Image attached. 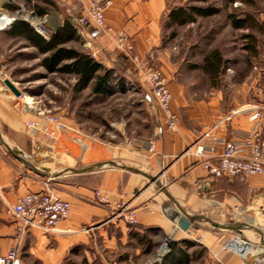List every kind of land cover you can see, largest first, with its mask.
Instances as JSON below:
<instances>
[{
	"label": "crops",
	"instance_id": "1",
	"mask_svg": "<svg viewBox=\"0 0 264 264\" xmlns=\"http://www.w3.org/2000/svg\"><path fill=\"white\" fill-rule=\"evenodd\" d=\"M52 2L58 4L61 15L54 8L47 13L52 15L58 28L68 21L77 31H82L84 47L90 48L105 68L123 70L128 66L129 75L136 81L140 73L132 56L145 64L160 59L161 21L167 12V0H112L104 12L105 26L123 31L132 42L131 56L123 55L105 32L78 26L76 21L83 15L82 2L48 0V10L52 9L49 6ZM168 88L171 97L174 96L176 84L171 81ZM170 109L179 119L174 131L167 129L158 109L147 136L136 135V129L127 136L123 121L114 127L119 135L116 140L113 136L110 139L83 136L76 126L71 125L70 129L66 126L50 148H42L47 157L37 160L32 144L34 133L26 131L25 124L38 117L6 88L0 75V198L5 204L14 205L17 199L43 190L47 183L55 196L70 204L69 217L59 223L57 233L44 234L37 230L28 233L33 238L38 259L44 264H62L73 249L76 229L94 224L104 247L124 248L129 258L136 257L135 264H143L142 257L153 253L160 241L169 245L178 242L183 248L186 247L183 242L190 241L191 237H194L192 242H198L199 237L206 236H199V231L192 229H199L205 219L209 221L215 218V213L224 216L230 209L242 208L246 195L250 199L264 195V177L246 178L245 193L243 182L237 178L211 177L203 168V159L187 152L204 131L228 114L213 106L209 108L201 101L185 99L179 106L173 97ZM252 125L246 114L233 116L229 122L220 123L213 133L220 140L230 141L235 132H244ZM147 140L155 142L153 154L147 152ZM222 148L218 143L216 153ZM96 191L112 203L126 202L135 214V224L129 226L115 219L108 206L96 204ZM180 218L189 221V230H181ZM205 241H200L199 247L206 255L207 249L218 250L220 242L215 238L207 235ZM221 256L227 264H244L236 255Z\"/></svg>",
	"mask_w": 264,
	"mask_h": 264
},
{
	"label": "rangeland",
	"instance_id": "2",
	"mask_svg": "<svg viewBox=\"0 0 264 264\" xmlns=\"http://www.w3.org/2000/svg\"><path fill=\"white\" fill-rule=\"evenodd\" d=\"M37 5H42L46 15L48 11L52 12L53 8L56 14L61 15L57 3L49 4L52 9L48 10L45 0H35L32 3L13 0V3L6 7V14L13 16L16 10L24 9L37 15ZM196 8L214 9L216 12L211 16L193 14V23L172 25L176 23L170 19V13H179V10L192 13L191 9ZM166 11L161 21L160 59L152 60L148 64L144 62V65L160 71L167 87L171 81L176 84L172 97L179 106L185 99L201 101L209 108L213 106V109L229 114L264 101V0H167ZM234 21L243 22L246 27L238 29ZM81 32L77 31L81 43L71 42L70 46L92 56L90 48L84 47L86 44L82 41ZM206 58L220 61L217 70H208ZM41 60L25 41L9 39L6 32L0 30L1 79L12 82L20 92L21 97H17L30 108L34 116L38 117L41 112L62 116L69 129L71 125L76 126L81 135L95 138L110 139L113 136L116 140L119 135L114 127L122 121L126 122L127 136L135 129L136 135L150 134L151 119L158 115V108L151 98L150 86L142 75L138 74L135 81L129 75L128 66L126 68L129 70L112 68L114 93L112 96L103 97L93 94L91 88L77 93L73 86V76L50 74L42 66ZM164 62L167 64L164 65ZM118 82L124 84V91L119 90ZM26 96L30 104L25 102ZM35 153L37 160L48 155L42 150H35ZM237 180L245 184L246 193V178ZM253 198L250 199L246 195L242 208L230 209L224 216L215 213L214 219H205L206 222L200 224L199 229L193 228L192 231H199V236L207 238L208 235L215 238L216 242L219 241L218 250H214L217 253L223 240L226 241L238 231L254 244H263L264 195L259 199ZM221 223L223 225L220 226ZM19 225L16 218L7 214V204L0 198V255L17 246L21 264H44L38 259L33 238L29 237V234H21L18 231ZM95 227L92 224L76 229L78 233L75 234L76 238L72 239V250L75 251L67 254L70 259L78 264H135L136 257L132 255V258H129L126 249L119 247L114 250L104 247ZM206 238L199 237L198 242H190L187 238L192 243V246L186 249L192 256L188 264H206L208 250L207 256L199 247L200 241L207 242ZM160 242L153 253L142 257L143 264H161L167 257L169 252L161 253L164 241ZM129 253H134V250ZM221 254H228L219 252L223 263L227 264ZM158 259H161L159 263Z\"/></svg>",
	"mask_w": 264,
	"mask_h": 264
},
{
	"label": "built area",
	"instance_id": "3",
	"mask_svg": "<svg viewBox=\"0 0 264 264\" xmlns=\"http://www.w3.org/2000/svg\"><path fill=\"white\" fill-rule=\"evenodd\" d=\"M82 2V13L80 19L76 21L79 27H92L97 31L105 32L109 41H112L116 48L123 55H130L133 51L132 42L123 31H114L107 28L104 23L105 11L112 5V0H78ZM13 3V0H0V30H5L9 25L20 17L21 20L29 23L31 28L43 38H47L52 32L46 25H56L52 15L49 13L42 16L36 15L33 11L26 12L24 9L16 10L15 15L8 16L4 8ZM92 57H95L92 54ZM136 69L142 75L144 81L150 86L151 98H153L158 111L162 113L165 126L168 130H176L178 116L171 111V94L167 83L158 70L145 67L144 63L137 56H132ZM18 97H21L20 95ZM246 114L252 127L244 132H235L234 138L230 141H223L214 136L213 131L220 123L229 122L233 116ZM37 120H28L25 124L26 131L34 133L32 144L36 151L50 148L55 141L57 134L65 131L66 124L59 115L38 113ZM221 143L223 148L220 153H216V145ZM128 144H131L128 141ZM147 152H155V142L147 140L145 142ZM187 152L202 158L203 168L207 170L213 178H240L262 176L264 177V101L256 106L243 110H235L229 113L222 121L215 124L213 128L204 131L197 142L188 147ZM94 201L98 205L108 206L114 218L123 220L127 225L135 224V214L129 210L124 201L116 203L110 202L98 191L94 193ZM70 213V204L60 197L55 196L51 188L45 183L43 190L31 192L16 200L14 205H7V214L19 221L18 231L21 234H28L30 230H37L44 234H55L57 226L61 221L66 220ZM189 230V229H188ZM208 250V249H207ZM170 251L168 242L161 245V253ZM224 254H235L244 264H264V243L254 244L246 239L238 231L229 236L223 242L220 251ZM219 252L208 250V260L206 264H224ZM161 259H158L160 262ZM0 264H21L19 259V248L16 246L0 256ZM151 264V263H150Z\"/></svg>",
	"mask_w": 264,
	"mask_h": 264
},
{
	"label": "trees",
	"instance_id": "4",
	"mask_svg": "<svg viewBox=\"0 0 264 264\" xmlns=\"http://www.w3.org/2000/svg\"><path fill=\"white\" fill-rule=\"evenodd\" d=\"M27 3L35 2V0H21ZM234 2L236 0H228ZM240 1V0H239ZM48 2V0H45ZM37 15L42 16L44 14V8L36 6ZM192 13H187L185 10H179V13H170L169 17L177 26H183L194 22L193 14L199 16H211L216 11L203 10V9H191ZM234 25L240 29L246 27L243 22H233ZM6 32L9 39L25 41L28 47L34 49L38 56L42 58L41 64L44 69L50 74L58 73L63 75H71L74 78V90L77 93L83 92V90L91 88L92 93L95 95L108 97L114 93L113 82V70L105 68L99 60H96L87 52H81L72 46L71 42H80V38L77 35V29L70 22H64L59 28L51 32L47 39L37 34L29 25L28 22L21 19L14 20ZM220 61L210 60L206 58V66L208 70L216 69L219 66ZM120 91H124L123 83L118 82ZM185 248H183L178 242L171 243L170 251L166 258L163 259L161 264H188L192 259L186 251L188 247L192 246L190 242H183ZM71 250V254L74 253ZM204 254V251H202ZM62 264H78L69 258H64Z\"/></svg>",
	"mask_w": 264,
	"mask_h": 264
},
{
	"label": "water",
	"instance_id": "5",
	"mask_svg": "<svg viewBox=\"0 0 264 264\" xmlns=\"http://www.w3.org/2000/svg\"><path fill=\"white\" fill-rule=\"evenodd\" d=\"M49 29L53 31L56 30V28H58V25H50V24H47L46 25ZM4 85L6 86V88H8L10 91H12V93L15 95V96H19L20 95V92L18 91L17 88H15L12 84V82H9L8 80H5L4 81ZM179 227L181 228L182 231H187L189 229V221L185 218H180L179 220Z\"/></svg>",
	"mask_w": 264,
	"mask_h": 264
},
{
	"label": "bare ground",
	"instance_id": "6",
	"mask_svg": "<svg viewBox=\"0 0 264 264\" xmlns=\"http://www.w3.org/2000/svg\"><path fill=\"white\" fill-rule=\"evenodd\" d=\"M1 22V20H0ZM25 102H27V104H30L29 98L26 96V98H24Z\"/></svg>",
	"mask_w": 264,
	"mask_h": 264
}]
</instances>
